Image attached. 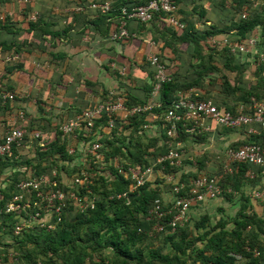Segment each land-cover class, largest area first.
<instances>
[{
  "label": "trees",
  "instance_id": "trees-1",
  "mask_svg": "<svg viewBox=\"0 0 264 264\" xmlns=\"http://www.w3.org/2000/svg\"><path fill=\"white\" fill-rule=\"evenodd\" d=\"M19 1L22 9L16 12L17 15L0 17V143L5 141V132L10 128L25 129L29 133L40 131L44 136L31 139L27 134L20 147L16 144L12 146L11 156H0V176L11 169L10 175L4 179L6 186L0 187V209L17 194L18 183L41 174L56 172L58 181H71L84 170L93 183L89 191L82 192L84 202H90L86 209L82 211L74 205L69 206L63 221L53 231L40 228L36 223L33 227H24L16 235L14 230L23 219L22 212L4 215L0 220V264H264V243L260 240L264 235V220L248 215L245 206L234 216L213 218L204 214L175 230L168 224L172 219V215H168L163 219V230L156 231L155 221L147 220V213L156 199L164 202L174 200L173 185L167 181V176L180 168L166 162L164 167L158 166L161 168L145 185L136 189L134 181L119 171L130 167L143 170L150 164L145 157L165 155L170 140L184 143L202 135H188L181 127L177 135L170 139L160 121L156 122L158 129L155 133L145 129L150 115L166 110L179 91L194 89L199 99H210L219 108L231 112H235L237 104L247 103L251 97L264 101V61L260 58L264 55V8H252L247 0H175L172 15L183 25L181 28L168 25L166 14L157 13L148 23L129 22L126 25L131 34L128 40H114L112 35L117 30L121 8L146 5L149 0H83L77 7L81 9L73 12L75 17L72 18L76 22L88 10L95 13L89 32L87 26L82 29L86 41L94 33H100L101 37H108L107 40L114 42L132 40L137 37V28L132 26L133 23L136 27H153L164 36L161 50L154 53L166 62L167 69L172 72L171 81L163 84L157 98L162 107L152 109L148 115H129L133 107L152 101L154 68L147 60L153 81L145 88L146 97L143 99L125 87L123 82L128 77V69L123 67L114 71L122 81V87L108 90L85 80L91 91L82 92L80 87L73 89L77 96L88 94V100L84 98L82 103L76 101L67 108L61 106L59 112L54 113L56 105L50 104V109L47 108L48 103L43 98L44 106L39 107L38 114L33 116L18 105L25 99H22L17 87L8 84V75L14 72L45 73L51 65L67 63L70 57L68 51L62 48L66 44L62 41L66 39L71 43L74 28L71 23L62 24V12L42 10L36 0ZM8 2L0 0L1 15L2 6ZM103 2L111 4L109 12L103 13L91 7L93 3ZM210 11H213L211 15ZM244 13L246 16L243 18ZM251 36H258L253 52L247 53L251 55L257 51L253 62H241L237 57L242 55L241 52L232 53L230 46L221 45L228 37L242 42ZM212 39L221 43L215 44ZM39 52L47 54L49 60L35 59ZM183 52L189 53L188 64L192 70L186 80L180 72L181 68H185L181 59ZM28 58H34L30 71L26 70ZM78 83L83 85L81 81ZM6 94L13 95V98L4 99ZM118 102L125 107L124 111H106L95 119V128H101L99 142L103 146L99 151H86L92 144L93 135L89 138L83 131L74 138L60 130L69 119L77 116L83 119L85 112L97 105ZM20 112L25 120L14 123L11 116ZM110 119L115 120L112 128L101 126ZM81 124L86 126L83 120ZM93 134L96 135V131ZM261 137L251 136L246 143L258 142ZM70 148H74L75 153L69 154ZM188 159L190 163H199V168L181 173L182 181L200 175L214 177L203 173L200 161L203 157L189 156ZM226 167L223 168L225 176L216 180L223 189H233V194L221 196L230 201L236 198L245 174L252 170L250 167L253 165H230L231 171ZM44 219L42 215L40 221ZM254 250L259 251L258 256L254 255Z\"/></svg>",
  "mask_w": 264,
  "mask_h": 264
},
{
  "label": "built area",
  "instance_id": "built-area-1",
  "mask_svg": "<svg viewBox=\"0 0 264 264\" xmlns=\"http://www.w3.org/2000/svg\"><path fill=\"white\" fill-rule=\"evenodd\" d=\"M174 1L175 0H149L146 5L122 7L120 10L118 27L112 35V39L128 40L131 34L126 29V25H128L129 22L148 23L154 19L157 13L166 14L168 25L181 28L183 25L172 15L175 9ZM247 1L252 8H264V0ZM91 7L93 9H99L103 13L111 10V4L109 2L100 4L93 3ZM80 9L81 8H77V11ZM245 16L246 13H244L243 18ZM132 36H134V34H132ZM257 40L258 36H251L247 38L246 43H244L237 38L228 37L227 39L225 38L222 43L214 39H212V42L215 44L221 43V45L224 43L230 46L232 53L241 52L242 54H247L253 52ZM260 58L264 61V55H261ZM147 60L154 68L155 84L151 94L152 101L142 106L138 105L133 107L129 115H148V112L152 109L161 108L162 103L159 102L157 98H159L158 96L161 94L163 84L172 79V72L167 69L166 62L160 60L156 54H150ZM8 98L12 99L13 95H4V99ZM118 110H125V107L119 102L116 104L107 103L106 105H97L95 109L85 112L83 119L82 116L69 119L60 127V130L64 135L73 136L74 138L83 131L85 135H89V138L93 135L92 144L86 151L89 153L99 151L103 146L99 142L101 128H95V119L106 111L114 112ZM125 117H128V114L125 113ZM11 118L14 123L25 120V116L22 112L12 115ZM82 120L86 122V126L84 127L81 124ZM158 121L162 123L170 139L177 135L181 127L185 128L188 135L195 136L210 131L212 127L208 124V121H213L217 125L229 129L245 128L247 135L251 137L260 135L261 132H264V101H259L255 97H251L247 103H243L238 107L237 112H231L226 108H219L210 99H199L198 93L194 89H190L186 92L179 91L176 94V98L166 110L150 115L145 129L153 132L157 131ZM114 122L115 120L110 119L106 124H101V126L110 129L114 126ZM254 125H257L259 128H256ZM95 131L96 135L93 134ZM27 134L31 139L44 136L40 131L29 133L25 129L20 128L7 129L5 132L6 139L4 142L0 143V156H11L12 146L16 144L20 147L21 141ZM82 142L85 143V141ZM43 143L44 142H42L41 145H43ZM185 148L186 146L183 142L170 140L168 152L165 155L159 157H145L150 164L143 170L130 167L126 171H119L134 181V189L139 188L153 177L154 172L159 170L158 168H161L158 166L162 165V167H164V163L166 162L173 167L181 169L185 159L184 157L186 156ZM73 153H75V149L70 148L69 154ZM225 157L228 171L232 170L230 165L243 163L257 166L264 171V135L263 141H251L238 149L228 148L225 151ZM195 164L196 163H194V165ZM180 176L181 174L178 172L167 176V181L173 185L172 197L174 200L172 202H164L160 199H156L147 213V220L155 221L154 230L156 231L163 230V219L168 215H172V219L168 224L175 230L176 227L182 226L190 221V211L195 203H203L206 200L219 198L223 196V194L234 193L233 189H223L214 177L200 175L196 178H190L188 181H182ZM247 176L254 178L255 173L250 170L247 172ZM92 183L93 181L90 175L84 170H82L79 175L72 178L71 181H58L56 172H52L51 175L41 174L23 180L17 184V194H15L7 206L0 209V220L4 215H10L20 211L23 214V219L19 222L20 224L15 227L14 234L19 235L24 227H33L36 223L40 228L53 231L63 221L64 213L68 211L69 206L74 205V208H79L82 211L86 209L87 203L89 204L90 202H84L82 192L89 191ZM81 189H83V191H81ZM125 195L126 194L123 196ZM84 197L86 198V194H84ZM250 197L264 201V184L257 189H253L250 193ZM165 205H168V207L166 208ZM32 211L34 212L32 213ZM42 215L45 217L43 222L40 221ZM254 255L258 256L259 251L254 250Z\"/></svg>",
  "mask_w": 264,
  "mask_h": 264
},
{
  "label": "crops",
  "instance_id": "crops-1",
  "mask_svg": "<svg viewBox=\"0 0 264 264\" xmlns=\"http://www.w3.org/2000/svg\"><path fill=\"white\" fill-rule=\"evenodd\" d=\"M9 1L10 2H8L6 6H2V15L0 14V17L3 15H6V17L7 15L15 16L17 15V11H21L22 3L19 0L15 2H13L14 0ZM36 1L39 2L38 4L42 10L53 11V13H58V11L59 13L62 12L64 17L62 20L63 25L68 23L73 25L74 29L72 31L73 38L71 43L66 39L62 41L64 43L66 42V44L62 45V48L68 51L70 59L68 58L67 63L59 66L50 64V69L45 73L14 72L8 75V84L17 87L22 99H25L23 102H18L20 107H23L33 116H36L39 107L44 106L45 101L43 102V98H45L46 103H48L47 108L50 109V104H54L56 105L54 106L56 110L54 113L59 112L61 106L67 108L71 107L76 101L82 103V99L85 98L88 100V94L77 96V93L73 89V87H80L82 92L91 91L89 86L85 84V80L95 82V84H97L96 87L104 86L108 90L122 87L120 85L122 81L114 71L122 69L123 67H127L128 69V77L127 79L125 78L123 82L125 87L127 86V89L129 88L132 90L134 95L139 98L143 99L146 97L145 88L151 85L153 81L150 76L151 68L146 65L147 57L149 54L161 50L164 44L162 41L164 36L162 34H159L153 27H141L139 25L136 27V24L133 23L132 26L137 28V37L132 40L114 42L107 40L108 37H101L99 35L100 33H94V35L91 34L92 37H89V41H86V39L83 38L82 29L87 26L88 28L85 29L89 32V24L93 21V16L96 17V15L93 10H88L86 11L87 13L77 18L78 20L76 19V22L73 20L75 17L73 12H77V7H79L78 5L83 0ZM105 1L113 2L114 0ZM210 17L212 18V16ZM212 20L214 19L212 18ZM242 42L246 43V39ZM166 50L167 53H170L169 49ZM257 54V51H255L251 55L242 54L237 57L240 58L241 62L249 63L254 61V55ZM34 58L49 60L47 54L42 55L40 52L39 55ZM33 59H27V71L31 70L30 65ZM181 59L184 62L185 68H181L180 72H182L186 80L185 77L192 71L189 69L190 67L188 64L190 59L189 53L183 52ZM179 65L181 66L182 64L180 63ZM0 66H2V63H0ZM232 75L234 76V74ZM79 81H81L83 85H80L78 83ZM39 101H42V103H39ZM241 104L243 103H239L235 106V112H237ZM1 119L2 117L0 116V120ZM208 124L212 127L210 131L202 133V135L198 136L196 139H189L184 142L187 149L186 156L184 157V165L177 171L178 173L181 174L189 170L191 172L199 168V163L197 164L196 162L195 165L194 163H190L191 161L188 157L200 156L203 157V159L200 160L203 163V173L207 172L209 175H213L220 180V178L225 176L223 174V168L226 165L225 151L228 148L238 149L250 140L245 128L229 129L219 126L213 121H208ZM254 126L259 128L257 125ZM0 132H2L1 129ZM261 135H264V133L261 132L260 135L255 136L261 137ZM258 141H263V138L261 137ZM250 168L255 173V177L250 178L247 176V173L245 174L236 198L228 201L220 197L215 200H206L203 203L194 204L190 211V219L193 220V217L196 216V210H199L201 214H213V218L217 216L220 217L222 211V213H225L222 214L223 216L229 217L234 216L245 206L248 215L257 216L264 220V202L249 196L253 189H257L264 184V171L257 166ZM10 170L11 169L6 170L5 174H3L2 177L0 176V187L6 186L7 183H4V179H6V176L10 175ZM190 172L189 175H191ZM229 210L234 211L233 215H228ZM260 240L264 243V235L261 236Z\"/></svg>",
  "mask_w": 264,
  "mask_h": 264
},
{
  "label": "rangeland",
  "instance_id": "rangeland-1",
  "mask_svg": "<svg viewBox=\"0 0 264 264\" xmlns=\"http://www.w3.org/2000/svg\"><path fill=\"white\" fill-rule=\"evenodd\" d=\"M213 13V11H210V15ZM89 63H90V60H89ZM233 76V75H232ZM206 211V210H205ZM203 212V211H202ZM233 210H229V214L228 215H233ZM196 216L195 217H193V220H195V219H199V218H201L204 214H201V212L199 211V210H196ZM216 214V213H215ZM222 214H225V213H222V211H221V214L220 215H222ZM210 216H212L213 217V214H211ZM195 218V219H194Z\"/></svg>",
  "mask_w": 264,
  "mask_h": 264
},
{
  "label": "water",
  "instance_id": "water-1",
  "mask_svg": "<svg viewBox=\"0 0 264 264\" xmlns=\"http://www.w3.org/2000/svg\"><path fill=\"white\" fill-rule=\"evenodd\" d=\"M130 200H132V197H130Z\"/></svg>",
  "mask_w": 264,
  "mask_h": 264
}]
</instances>
